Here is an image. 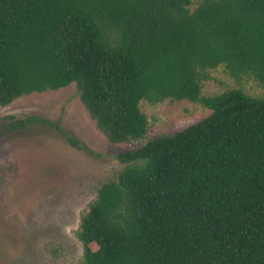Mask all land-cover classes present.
<instances>
[{
	"label": "trees",
	"instance_id": "obj_1",
	"mask_svg": "<svg viewBox=\"0 0 264 264\" xmlns=\"http://www.w3.org/2000/svg\"><path fill=\"white\" fill-rule=\"evenodd\" d=\"M0 0V106L75 84L113 144L145 138L144 101L202 121L119 155L77 236L82 264H264V99L204 96L208 72L264 87V0ZM28 120L0 133L28 129Z\"/></svg>",
	"mask_w": 264,
	"mask_h": 264
},
{
	"label": "rangeland",
	"instance_id": "obj_2",
	"mask_svg": "<svg viewBox=\"0 0 264 264\" xmlns=\"http://www.w3.org/2000/svg\"><path fill=\"white\" fill-rule=\"evenodd\" d=\"M199 3L193 0L192 10ZM202 87L204 96L240 89L264 99L257 81L236 79L223 66L209 71ZM142 111L149 122L145 138L113 144L90 118L75 84L0 106V133L29 121L28 129L0 137V264H82V217L102 184L126 167L119 155L210 115L188 101H144Z\"/></svg>",
	"mask_w": 264,
	"mask_h": 264
}]
</instances>
